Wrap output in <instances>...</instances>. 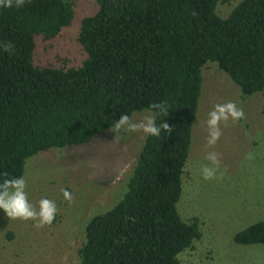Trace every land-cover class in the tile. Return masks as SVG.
<instances>
[{
  "label": "trees",
  "instance_id": "obj_1",
  "mask_svg": "<svg viewBox=\"0 0 264 264\" xmlns=\"http://www.w3.org/2000/svg\"><path fill=\"white\" fill-rule=\"evenodd\" d=\"M79 1L0 8V44L13 45L0 47V182L24 177L40 153L89 145L121 115L167 101L157 125L173 132L146 137L127 190L91 219L78 254L81 264H183L203 238L200 221L178 211L202 72L217 64L244 97L264 101V0H93L97 13L83 18L77 37L82 65H38L36 39L69 28ZM226 5L233 9L224 18ZM235 242L264 245V221Z\"/></svg>",
  "mask_w": 264,
  "mask_h": 264
},
{
  "label": "rangeland",
  "instance_id": "obj_2",
  "mask_svg": "<svg viewBox=\"0 0 264 264\" xmlns=\"http://www.w3.org/2000/svg\"><path fill=\"white\" fill-rule=\"evenodd\" d=\"M233 6H220L228 16ZM93 0H80L69 28L52 41L36 39L35 60L53 68H78L86 59L77 40L83 18L97 13ZM199 110L193 125L192 146L183 176L178 211L185 221H200L203 238L183 254V264H264V245L242 246L235 236L264 221V113L260 93L244 97L240 88L217 64L202 72ZM233 101L245 118L227 126L214 148L207 146L208 113L214 105ZM151 112L135 113L134 121ZM111 130L93 143L43 152L28 160L24 178L29 202L38 207L42 198L55 201L57 223L42 229L33 221L10 220L0 209V264H81L79 250L85 243L92 218L111 210L127 190L134 165L143 149V132ZM208 151L220 155L223 176L204 180L201 164ZM252 159H248V155ZM219 176V172L217 173ZM61 189L72 193L65 200ZM120 199V200H119Z\"/></svg>",
  "mask_w": 264,
  "mask_h": 264
},
{
  "label": "clouds",
  "instance_id": "obj_3",
  "mask_svg": "<svg viewBox=\"0 0 264 264\" xmlns=\"http://www.w3.org/2000/svg\"><path fill=\"white\" fill-rule=\"evenodd\" d=\"M26 0H0V8L23 7ZM5 52H12L13 45L9 42L0 44ZM151 113L143 116L140 120L134 121L128 114H123L118 120H115L111 126V131L117 133L116 139H119L121 132H143L146 136L159 137L162 132L171 134L173 128L164 120L157 125V117L167 116L169 108L167 101H162L151 105ZM245 118L244 110L233 101L219 103L214 105L208 113L207 125V146L212 149L219 142L223 132L221 124L227 126L231 120L233 123L239 122ZM248 159H252L249 154ZM219 172V176L217 173ZM201 174L204 180H214L223 176L220 172V155L216 151H208L204 157V163L201 164ZM7 176V173H5ZM27 180L24 177H14L4 179L0 182V209H2L10 220L20 219L23 221H33V227L42 229L45 226H51L58 212L55 201L48 198H42L38 202V207L29 202L26 192ZM65 200L71 202L72 193L66 189H61Z\"/></svg>",
  "mask_w": 264,
  "mask_h": 264
}]
</instances>
